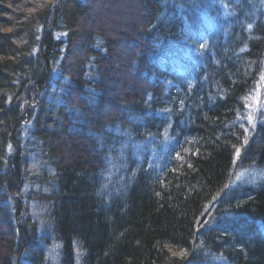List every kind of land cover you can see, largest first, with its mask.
Masks as SVG:
<instances>
[{
    "label": "trees",
    "instance_id": "trees-1",
    "mask_svg": "<svg viewBox=\"0 0 264 264\" xmlns=\"http://www.w3.org/2000/svg\"><path fill=\"white\" fill-rule=\"evenodd\" d=\"M263 70L264 0H0V264H264Z\"/></svg>",
    "mask_w": 264,
    "mask_h": 264
},
{
    "label": "rangeland",
    "instance_id": "rangeland-1",
    "mask_svg": "<svg viewBox=\"0 0 264 264\" xmlns=\"http://www.w3.org/2000/svg\"><path fill=\"white\" fill-rule=\"evenodd\" d=\"M263 74H264V70H263ZM256 97L259 96V91L255 92ZM256 101V100H255ZM260 100L257 103V106H259ZM264 107V103L262 105ZM29 192H33V193H46V186L43 184L41 186H39L38 184L34 183L33 185L30 184L28 185L24 191H23V195L28 194ZM27 206L29 208V214L32 217L34 223L37 224V227L39 228V231L43 232V231H47V227L45 226V220L46 218H44V214L46 211V207L44 204L42 203H38V202H26ZM48 255V252H47ZM55 259V256L52 252V249L50 250V257H49V263L48 264H53Z\"/></svg>",
    "mask_w": 264,
    "mask_h": 264
},
{
    "label": "snow or ice",
    "instance_id": "snow-or-ice-1",
    "mask_svg": "<svg viewBox=\"0 0 264 264\" xmlns=\"http://www.w3.org/2000/svg\"><path fill=\"white\" fill-rule=\"evenodd\" d=\"M237 154H239V150H237Z\"/></svg>",
    "mask_w": 264,
    "mask_h": 264
}]
</instances>
